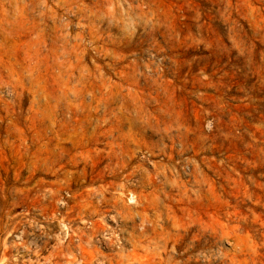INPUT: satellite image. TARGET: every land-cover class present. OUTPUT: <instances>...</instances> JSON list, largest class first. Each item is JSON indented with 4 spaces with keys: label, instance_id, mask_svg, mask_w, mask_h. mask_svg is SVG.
I'll return each mask as SVG.
<instances>
[{
    "label": "rangeland",
    "instance_id": "374dc122",
    "mask_svg": "<svg viewBox=\"0 0 264 264\" xmlns=\"http://www.w3.org/2000/svg\"><path fill=\"white\" fill-rule=\"evenodd\" d=\"M75 263L264 264V0H0V264Z\"/></svg>",
    "mask_w": 264,
    "mask_h": 264
},
{
    "label": "bare ground",
    "instance_id": "6f19581e",
    "mask_svg": "<svg viewBox=\"0 0 264 264\" xmlns=\"http://www.w3.org/2000/svg\"><path fill=\"white\" fill-rule=\"evenodd\" d=\"M91 218V217H90ZM94 225V224H93ZM91 227V226H90ZM90 233L92 234V231H90ZM166 233V232H165ZM207 241H209V240H207ZM60 243H61V241H60ZM176 248V247H175ZM80 260H81V258H80ZM79 260V261H80ZM79 261H77L78 263H79ZM76 264V263H75Z\"/></svg>",
    "mask_w": 264,
    "mask_h": 264
}]
</instances>
